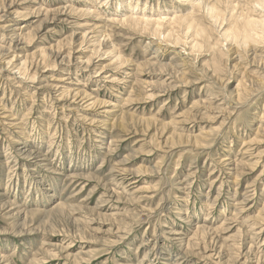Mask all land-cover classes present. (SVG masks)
<instances>
[{
	"label": "rangeland",
	"instance_id": "374dc122",
	"mask_svg": "<svg viewBox=\"0 0 264 264\" xmlns=\"http://www.w3.org/2000/svg\"><path fill=\"white\" fill-rule=\"evenodd\" d=\"M0 264H264V0H0Z\"/></svg>",
	"mask_w": 264,
	"mask_h": 264
}]
</instances>
